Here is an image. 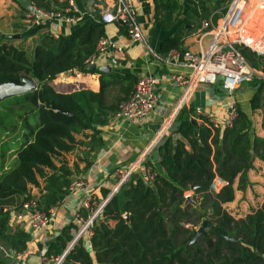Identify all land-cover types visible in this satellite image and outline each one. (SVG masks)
Wrapping results in <instances>:
<instances>
[{"label": "trees", "instance_id": "trees-1", "mask_svg": "<svg viewBox=\"0 0 264 264\" xmlns=\"http://www.w3.org/2000/svg\"><path fill=\"white\" fill-rule=\"evenodd\" d=\"M31 1L66 15H78L76 11H64L66 4L57 0ZM185 1L194 5L201 19L207 18L212 24L227 4V0ZM151 2L154 23L165 30L171 28L181 1ZM105 7L95 19L85 20L67 35L54 38L44 34L30 53L21 44H13L11 37H0V83L22 76L36 82V90L10 97L8 103L0 101L1 105L8 104L6 108L29 106L20 126L22 143L14 152L15 162L0 173V242L16 251L26 248L29 236L21 229L9 231L11 214L30 198L37 199L45 212L64 199L72 176L88 168L91 162L87 157L102 145L99 127L128 96L137 79L129 73L87 71L84 66L85 59L95 52L99 37L105 35V24L100 20ZM182 36L184 33L178 32L164 38L161 53H182ZM239 49L252 66L261 65L262 57L247 47ZM71 70L98 73L99 90L53 89L50 82ZM251 82L256 89L250 107L255 110L262 106L264 84ZM8 113L0 111V126ZM195 118L206 119L193 108L179 109L170 134L157 147L161 171L146 163L156 172L152 181L146 179L144 171L130 175L93 220L91 235H82L60 264H264V201L238 219L223 207L233 201L235 188L244 190L249 184L251 150L264 162V138L254 133L249 115L239 105L229 127L212 130L199 125ZM75 149L83 154L76 158L84 163L82 169L68 158ZM216 178L224 182L218 190L212 188ZM188 192H192L193 202H187ZM107 195L105 190L102 196L105 199ZM81 215L86 218L88 211ZM205 219L210 221L206 235L189 244L193 228ZM78 228L75 223L64 226L44 254L61 255Z\"/></svg>", "mask_w": 264, "mask_h": 264}, {"label": "crops", "instance_id": "crops-1", "mask_svg": "<svg viewBox=\"0 0 264 264\" xmlns=\"http://www.w3.org/2000/svg\"><path fill=\"white\" fill-rule=\"evenodd\" d=\"M180 1L181 6L174 25L165 30L154 23V8L151 0H132L144 36L143 41L131 40L124 27L118 23L105 25V35L121 49L112 48L107 53L100 55L96 59V68L108 66L110 71L133 74L136 78L149 73L154 74L157 79V104L154 110L145 117L134 120L110 117L104 125L99 127L102 145L87 157L91 162L88 168L72 176V183L78 178H82L85 182L84 187L69 192L61 202L50 209L52 211L50 221L44 230L33 231L27 219L17 220L14 217L15 212L11 214L8 223L9 231L15 232L21 229L29 237L26 248L19 251L17 256L7 257L0 251V264H41V257L47 247L64 226L70 223L81 225V220L77 215L82 217L81 213L88 211L82 207L85 199L90 198L94 200V203L104 201L107 197L103 198V192L107 190L109 195L117 182L115 170L131 165L147 149L161 123L175 110L183 87L173 83L170 77L173 74H187L188 70L174 58L165 61L162 57L166 55L160 51V42L164 38L183 32L182 48L196 51L198 30L202 27V20L207 19L199 17L193 4L185 0ZM31 2V0H0V37L10 38L11 35L19 34L18 37H11L12 43L21 44L28 53L32 51L35 42L40 40L44 34L54 38L67 35L81 26L85 20L95 19L96 13L104 6L109 8L112 4V0H73L75 11L78 13L73 20L55 18L50 22L41 23L31 30H26L23 20ZM57 2L68 5V0H57ZM262 23L264 24V22ZM28 32H32V34L28 36ZM261 65H264V56H262ZM250 83L247 87L241 86L232 95L222 88L219 81L214 84H199L193 90L185 107L193 108L196 111L200 110L203 114H211L222 123L229 105L234 101L249 115L254 133L264 138V106L255 110L251 109L250 99L254 95L256 87L252 82ZM50 85L57 92H72L79 89H90L97 92L99 90V74L62 72L50 82ZM195 119L199 125H202L201 119ZM170 129L172 130V127ZM158 144L145 157L144 166L146 169L151 166L157 171H161ZM82 156V152L75 149L73 156H68V158L70 163L74 160L77 161L79 168L82 169L84 163L76 159ZM252 160V168L247 171L248 186L244 190L235 188L233 201L223 204L229 214H233H231L232 216H242L235 214L236 208L240 207V210L245 212L248 209L243 216L245 217L264 201V162L256 156ZM146 163L150 166H147ZM216 183L221 185L219 180ZM236 184L237 180L234 187ZM32 191L36 192V189L32 188ZM234 208V212L229 211Z\"/></svg>", "mask_w": 264, "mask_h": 264}, {"label": "built area", "instance_id": "built-area-1", "mask_svg": "<svg viewBox=\"0 0 264 264\" xmlns=\"http://www.w3.org/2000/svg\"><path fill=\"white\" fill-rule=\"evenodd\" d=\"M68 10H76L73 0H68V5L64 7V11ZM263 17L264 0H227L225 10L217 18L215 24H212L209 19L202 20V27L198 30L196 38V51L184 50L179 53L176 50H171L166 56L162 57L165 61H168L169 58H174L188 70L187 74H173L170 77L173 83L183 87L181 97L175 110L161 123L159 130L147 149L128 167L115 170L114 174L117 177V182L112 191L116 192L130 175L140 173L142 170L148 181L153 180L156 172L152 171L151 168L146 169L144 167L145 157L161 141L163 135L175 120L179 109L186 105L193 90L199 84H214L219 81L222 88L229 95H232L242 84L253 80L264 84V66H252L239 49L242 46L247 47L256 56H264ZM55 18L73 20L74 16L63 14L60 10L46 9L32 1L24 15L23 24L26 30H31L39 24L50 22V20ZM100 20L105 25L110 23L122 25L127 36L133 41L144 40L132 0H112L111 6L103 11ZM112 48L121 49L106 35L100 36L95 46V52L85 59L84 66L87 68L94 65L100 55L107 53ZM71 71L79 72L77 70ZM157 101V79L154 74L149 73L139 76L128 96L119 102L111 117L125 120L145 117L154 110ZM196 112L206 117L205 120L201 119L202 125L212 130L229 127L236 116V103L234 101L231 102L225 120L222 123L217 121L211 114H203L200 110ZM218 180L221 184L220 186L216 183ZM223 184L222 180L216 178L212 183V188L218 190ZM84 185V180L78 178L68 187V191L73 192L80 187H84ZM215 185L219 186L218 189H216ZM104 204L103 201L94 203V200L90 198L85 199L82 207L88 210V215L86 218L77 215L78 219L81 220V225L77 231H74L72 239L80 232L78 239L84 234L88 235V237L91 235L90 225L101 213ZM51 212V210L48 212L41 210L37 199L30 198L23 202L20 209L14 213V217L17 220L27 219L31 230L40 232L48 226ZM0 251L7 257H14L20 253L2 242H0ZM63 253L56 257H47L44 254L41 257V264H60L64 260L62 258Z\"/></svg>", "mask_w": 264, "mask_h": 264}, {"label": "rangeland", "instance_id": "rangeland-1", "mask_svg": "<svg viewBox=\"0 0 264 264\" xmlns=\"http://www.w3.org/2000/svg\"><path fill=\"white\" fill-rule=\"evenodd\" d=\"M263 22H264V17H263ZM250 84H251L250 82H247V83L242 84L241 86L247 87ZM241 86H239L237 89H239ZM234 92H233V94H234ZM9 100H11L10 97L5 98L4 100H2V102L4 103V102H7ZM7 103L4 105H1V102H0V111H9L5 122L3 121L1 126H0L1 127L0 128V172H2L5 168H8L9 166H12L15 162L13 154H14L15 150L22 143V141H21L22 137L21 136H22L23 132L21 131L20 126L23 123V115L25 113H27L29 110V106H27V105H23L20 107L10 105V108H6V106L8 105ZM262 105L264 106V94H263ZM173 124H174V121H173ZM173 124L170 125L168 130L163 135L164 138L166 137V135L170 134V130H171L170 128L173 127ZM215 187H216V189H218L219 186L215 185ZM186 197L187 198L192 197V192H188L186 194ZM196 198L198 199V197H196ZM191 202H193L192 198H191ZM236 209H237V212L235 214L236 215L237 214L242 215L240 217H243L244 214H246V212L248 211V209L246 212L244 210H240V207H237ZM229 211L234 212L235 208L231 209ZM233 217L236 219L240 218V217H236L235 215ZM201 224H202V222L199 225L195 226L193 228V230L194 231L197 230L201 226Z\"/></svg>", "mask_w": 264, "mask_h": 264}, {"label": "water", "instance_id": "water-1", "mask_svg": "<svg viewBox=\"0 0 264 264\" xmlns=\"http://www.w3.org/2000/svg\"><path fill=\"white\" fill-rule=\"evenodd\" d=\"M19 34H14L11 35L10 37H18ZM93 69H98L99 71H110V67L104 66V67H98L96 68V65H91L86 68L87 71L93 70ZM36 90V82L33 79L28 78V76H22L21 79H11L5 82L0 83V101H2L5 98L13 97V96H19L24 93L32 92ZM194 123V121L192 120ZM255 156V153L253 150H251V159H253ZM137 175V174H136ZM115 192L112 191L109 193L107 199L103 201V203H106V201L114 194ZM191 201V197L187 198V202ZM124 218L126 220L129 219V215L127 213L124 214ZM210 226V221L208 219H205L202 221L201 226L193 232V235L189 241V244L194 243L200 236L206 235L207 230ZM81 232L71 240V242L68 244V246L65 248L63 251L62 258L65 257L69 249L73 246V244L76 242L78 239L79 235ZM232 240H237L236 238H233Z\"/></svg>", "mask_w": 264, "mask_h": 264}]
</instances>
